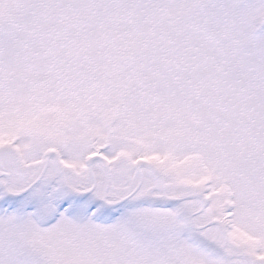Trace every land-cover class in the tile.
<instances>
[{"label": "snow or ice", "instance_id": "6c2138e0", "mask_svg": "<svg viewBox=\"0 0 264 264\" xmlns=\"http://www.w3.org/2000/svg\"><path fill=\"white\" fill-rule=\"evenodd\" d=\"M0 264H264V0H0Z\"/></svg>", "mask_w": 264, "mask_h": 264}]
</instances>
